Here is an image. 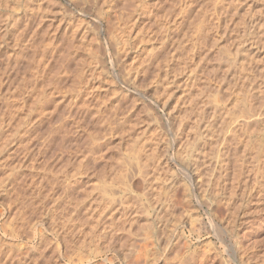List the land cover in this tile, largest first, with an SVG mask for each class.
I'll use <instances>...</instances> for the list:
<instances>
[{
	"label": "rangeland",
	"instance_id": "374dc122",
	"mask_svg": "<svg viewBox=\"0 0 264 264\" xmlns=\"http://www.w3.org/2000/svg\"><path fill=\"white\" fill-rule=\"evenodd\" d=\"M1 74L0 264H264V0H0ZM67 185L118 199L91 260Z\"/></svg>",
	"mask_w": 264,
	"mask_h": 264
},
{
	"label": "bare ground",
	"instance_id": "6f19581e",
	"mask_svg": "<svg viewBox=\"0 0 264 264\" xmlns=\"http://www.w3.org/2000/svg\"><path fill=\"white\" fill-rule=\"evenodd\" d=\"M187 6V5H186ZM38 9V8H37ZM25 15H27V14H25ZM31 16V15H30ZM23 16H19V17H17V19H21ZM27 17V16H26ZM24 19H26L25 17H23ZM29 18V16L27 17V19ZM16 19V18H15ZM16 19V20H17ZM14 20V19H13ZM30 20V19H29ZM25 24V23H24ZM37 24V23H36ZM60 24V23H59ZM27 25V24H26ZM51 25V24H50ZM248 30H244V34H243V36L244 35H247V32ZM63 33V32H62ZM68 34V33H67ZM38 35V34H37ZM118 37V36H117ZM116 37V38H117ZM242 37V36H241ZM119 38V37H118ZM122 39V38H121ZM118 40H120V38L118 39ZM248 40V39H247ZM238 41V40H237ZM247 42V41H246ZM61 43V42H60ZM67 44V43H66ZM33 45V44H32ZM52 45V44H51ZM60 45V44H59ZM56 46V45H55ZM69 46V45H68ZM24 47V46H23ZM34 47V46H33ZM70 47V46H69ZM49 48V47H48ZM47 48V49H48ZM53 48V47H52ZM58 48V47H57ZM65 48V47H64ZM45 49H46V47H45ZM51 49V48H50ZM238 49V48H237ZM236 49V50H237ZM49 50V49H48ZM50 51V50H49ZM78 51V50H77ZM45 52V51H44ZM230 52V51H229ZM237 53V52H236ZM48 55V54H47ZM71 55V54H70ZM32 56V55H31ZM34 56V55H33ZM25 57V56H24ZM43 57V56H42ZM50 57V56H49ZM149 57V56H148ZM9 58V57H8ZM12 59V58H11ZM28 60L27 61H29L30 59L29 58H27ZM36 59V58H35ZM52 59V58H51ZM9 60V59H8ZM10 63V62H9ZM37 63H40V65H43V63H44V60L42 61V64H41V62H39V60H38V62ZM102 63V62H101ZM28 64H29V62H28ZM32 64V60H30V65ZM29 65V66H30ZM45 65V64H44ZM47 65V64H46ZM66 65V64H65ZM29 66H27V68L29 67ZM30 67H32V66H30ZM37 67V66H36ZM41 67V66H40ZM43 68H45L44 66H42ZM230 67H232V66H229V68ZM16 68V67H15ZM33 68H34V66H33ZM39 68V67H38ZM28 69H30V68H28ZM10 70V69H9ZM43 70V69H42ZM42 70H40V69H38V70H35L36 71V73L33 75V76H38L39 74H40V71H42ZM22 71V70H21ZM43 72H44V70H43ZM43 72H41V73H43ZM66 72V71H65ZM82 72V71H81ZM81 72H79V73H81ZM32 73H33V71H32ZM3 74V73H2ZM0 75V81H3L2 80V76L3 75ZM26 74V73H25ZM53 74V73H52ZM57 74V73H56ZM9 75V74H8ZM41 75V74H40ZM43 75V74H42ZM41 75V76H42ZM45 75V74H44ZM51 75V74H50ZM81 76H83V75H81ZM44 77V76H43ZM47 77V76H46ZM23 78V77H22ZM21 78V79H22ZM33 78V77H32ZM48 78H50V76L48 77ZM60 78V77H59ZM7 79V78H6ZM26 79V78H25ZM34 79V78H33ZM9 80V79H8ZM24 79H22V81H23ZM39 80V79H38ZM5 81V80H4ZM30 81H31V79H30ZM40 81V80H39ZM17 82V81H16ZM32 82V81H31ZM38 82V81H37ZM54 82V81H53ZM2 83V82H1ZM24 83V82H23ZM28 83H30L29 81H28ZM4 84V83H3ZM10 84V83H9ZM33 84H35L36 85V83H33ZM45 84V83H44ZM54 84V83H53ZM7 85V84H6ZM26 85H27V83H26ZM35 85H33V86H35ZM46 85V84H45ZM2 86V85H1ZM18 86V85H17ZM16 86V87H17ZM32 86V85H31ZM50 86V85H49ZM77 86V85H76ZM14 87V86H13ZM79 87V86H78ZM18 88V87H17ZM21 88V87H20ZM28 88H30V87H28ZM34 88H36L37 89V87H34ZM43 88V87H42ZM60 88V87H59ZM76 89V88H75ZM14 90H16V89H14ZM43 90V89H42ZM74 90V89H73ZM72 90V91H73ZM8 91V90H7ZM32 91V90H31ZM41 91V90H40ZM6 92V91H5ZM10 94L9 95H11V93L13 94V90H11L10 89ZM18 92V91H17ZM30 92V91H29ZM48 92V91H47ZM52 92V91H51ZM77 92V91H76ZM1 93H3V92H1ZM25 93V92H24ZM31 93V92H30ZM54 93V92H53ZM53 93H52V95H53ZM91 93V92H90ZM25 94H27V93H25ZM51 94V93H50ZM18 95V94H17ZM22 95V94H21ZM127 95V94H126ZM12 96H14V95H12ZM47 93H45L44 91L42 92V94L37 98V101L36 100H34V101H36V106L38 105V106H41L42 107V104L44 103V101H43V99H45L46 100V98H47ZM50 96V95H49ZM3 97V96H2ZM1 98V97H0ZM11 97L10 96H8V94H7V96L5 97V99L7 100H5V102H7V106L8 105H10L7 109V113H8V115L10 114V118L9 119H7L8 121L6 122V121H3L5 118H1L2 119V121H1V127H0V129H1V133H3L4 131H3V126H10L11 125V127L10 128H12V130H10L9 128H8V130H10L11 131V133H9V135H10V138L11 137H13V136H15L16 134H18L20 131H21V129H22V127L26 124L27 125V120L24 118H20V120H18L17 121V123L16 124H14L13 123V125H12V121H14L15 119H14V117L15 116H17V117H19L18 116V114H19V112L21 111V109H22V107H23V104H20V105H22V106H20V105H16V104H14L13 105V103L15 102L14 100V102L12 103V102H10L9 101V99H10ZM15 97H13V99H14ZM34 98H35V96H34ZM17 99V98H16ZM20 99V98H19ZM26 99V98H25ZM28 99V98H27ZM48 99V98H47ZM53 99V98H52ZM74 99V98H73ZM121 99V98H120ZM22 100V99H21ZM55 100V99H54ZM91 100V99H90ZM18 101V100H17ZM65 101V100H64ZM23 102V101H22ZM52 102V101H51ZM264 102V101H263ZM2 103V102H1ZM16 103V102H15ZM33 104V103H32ZM32 104H31V106H32ZM35 104V103H34ZM57 104V103H56ZM82 104V103H81ZM86 104V103H85ZM114 104V103H113ZM28 105V104H27ZM84 105V104H83ZM34 106V105H33ZM81 106V105H80ZM85 106V105H84ZM86 106H88V105H86ZM95 107V106H94ZM98 107V106H97ZM96 107V109H98ZM100 107V106H99ZM103 107V106H102ZM3 108V107H2ZM30 108H32V107H29V109ZM34 108V107H33ZM32 108V109H33ZM40 108V107H39ZM46 108V107H45ZM47 108H48V106H47ZM79 108H81V107H79ZM118 108V107H117ZM251 108V107H250ZM249 108V110H247V108H246V110L242 113V114H244V115H246V111H247V115L249 114V115H251L252 116V114L254 113V112H256V109H255V111H253L252 109H254V108H251L250 109ZM263 108H264V105H263ZM28 109V108H27ZM27 109H26V111H27ZM36 109V108H35ZM37 109H38V107H37ZM36 109V110H37ZM41 109V108H40ZM62 109V108H61ZM82 109V108H81ZM88 110L86 111V112H88V111H90L89 109V107L87 108ZM96 109L94 108L93 110L97 113L96 115H99L100 114V112H99V110H97L96 111ZM99 109H101V107L99 108ZM104 109V108H103ZM116 109V108H115ZM34 110V109H33ZM35 110V111H36ZM83 110V109H82ZM243 110V109H242ZM241 110V111H242ZM5 111V110H4ZM44 111V110H43ZM92 112V113H95V112ZM126 111V110H125ZM253 111V112H252ZM23 112V111H22ZM38 112H39V109H38ZM47 112H48V110H47ZM46 112V113H47ZM84 113H85V110L83 111ZM219 112V111H218ZM44 112H42V114H43ZM91 113V112H90ZM90 113L88 112V116H90ZM112 113H113V111H112ZM123 113V112H122ZM86 114V113H85ZM84 114V115H85ZM7 115V114H6ZM39 115H41V113L39 114ZM51 115V114H50ZM92 115V114H91ZM95 115V114H94ZM93 115V116H94ZM101 115V114H100ZM100 115L98 116V118L100 117ZM120 115V114H119ZM246 115V117L244 118V119H246L248 116ZM2 116V115H1ZM35 116V115H34ZM64 116V115H63ZM73 116V115H72ZM93 116H92V118H93ZM126 116V115H125ZM124 116V117H125ZM128 116V115H127ZM243 116V115H242ZM3 117V116H2ZM16 117V118H17ZM106 117V116H105ZM112 117V116H111ZM111 117H110V115H109V117L108 118H106V121L104 122L105 123V125H109V123L110 122H108L109 121V119H110V121H111ZM250 117V116H249ZM84 118V117H83ZM95 118V117H94ZM93 118V119H94ZM97 118V117H96ZM14 119V120H13ZM32 119V118H31ZM38 119V118H37ZM37 119H36V121H37ZM40 119V118H39ZM51 119V118H50ZM103 119H105L104 117H101V118H99V119H97L96 121H97V123H98V120L100 121L99 123H102V121L101 120H103ZM107 119H108V121H107ZM113 119V118H112ZM115 119V118H114ZM123 119H125V118H123ZM248 119V118H247ZM251 119V118H250ZM59 120V119H58ZM115 120H117V119H115ZM119 120V119H118ZM126 120H127V118H126ZM214 120V119H213ZM31 121V120H30ZM35 121V122H36ZM45 121V120H44ZM80 121V120H79ZM86 121V120H85ZM95 121V122H96ZM104 121V120H103ZM125 121V120H124ZM128 121V120H127ZM243 121H245V120H243ZM247 121V120H246ZM15 122V121H14ZM43 122V121H42ZM81 122V121H80ZM94 122V123H95ZM106 122L108 123V124H106ZM112 122V121H111ZM230 122V121H229ZM60 123V122H59ZM82 123H84V122H82ZM96 123V124H97ZM114 123H115V121H114ZM117 123V122H116ZM123 123V122H122ZM223 123H224V121H223ZM247 123H249V122H247ZM35 124V123H34ZM58 124V123H57ZM229 124V123H228ZM243 124V123H242ZM245 124V123H244ZM36 125V124H35ZM56 125V124H55ZM79 125V124H78ZM83 125V124H82ZM98 125V124H97ZM105 125H103V126H105ZM111 125H112V123H111ZM110 125V126H111ZM200 125V124H199ZM198 125V126H199ZM247 125V124H246ZM13 126V127H12ZM28 126V125H27ZM33 126V125H32ZM113 126V125H112ZM197 125L195 126L196 127V129H195V132H196V134H197V139H198V137H205L206 136V134H204L203 132V130H201L200 129V126L198 127ZM205 126V125H204ZM244 126V125H243ZM100 127H102V124H101V126ZM106 127V126H105ZM226 127V126H225ZM241 127V126H240ZM61 128V127H60ZM111 128V127H110ZM242 128V127H241ZM241 128H240V130H241ZM246 128V127H245ZM55 129V128H54ZM99 129V128H98ZM36 130V129H35ZM56 130V129H55ZM69 130V129H68ZM101 129H99V131H100ZM102 130H103V127H102ZM244 130V129H243ZM31 131H32V127L30 128H27V129H24V133H26L27 134V137H30V133H31ZM36 131H38V130H36ZM73 131V130H72ZM105 131V130H104ZM209 131V130H208ZM226 131V130H225ZM41 132V131H40ZM51 132V131H50ZM98 132V131H97ZM102 132V131H101ZM100 132V133H101ZM230 132V131H229ZM7 133V132H6ZM23 133V132H22ZM43 133V132H42ZM65 133V132H64ZM67 133V132H66ZM85 133V132H84ZM20 134V133H19ZM25 134V135H26ZM39 134V133H38ZM69 134V133H68ZM96 134V133H95ZM21 135V134H20ZM24 135V136H25ZM43 135V134H42ZM46 135V134H45ZM97 135V134H96ZM95 135V136H96ZM99 135V134H98ZM103 135V134H102ZM5 136V135H4ZM23 136V135H22ZM226 136V135H225ZM21 137V136H20ZM232 137V136H231ZM8 138V139H7ZM7 135H6V137H5V139L2 137V139H4V140H2L3 142H1L0 144H1V149L0 150H2L3 149V151L5 150L4 148H8L7 146L8 145H10V143H9V141H11V139H10ZM32 139H33V137H31ZM225 138V137H224ZM7 139V140H6ZM95 139V138H94ZM231 139V138H230ZM233 139V138H232ZM1 140V139H0ZM41 140V139H40ZM46 140V139H45ZM43 141V140H42ZM47 141V140H46ZM12 142V141H11ZM64 142V141H63ZM44 143H45V141H44ZM96 143V142H95ZM8 144V145H7ZM22 144V143H21ZM28 144V143H27ZM26 144V145H27ZM49 144V143H48ZM15 145V144H14ZM92 145V144H91ZM85 146V145H84ZM22 148V147H21ZM28 147H26V149H27ZM30 148V147H29ZM34 148V147H33ZM64 148V147H63ZM90 148V147H89ZM94 148V147H93ZM93 148H91V149H93ZM155 148V147H154ZM95 149V148H94ZM93 149V150H94ZM145 149V148H144ZM14 150V149H13ZM30 150V149H29ZM34 150V149H33ZM12 151V150H11ZM22 151V150H21ZM217 151V150H216ZM43 152V151H42ZM60 153V152H59ZM91 153V152H90ZM100 153V152H99ZM29 154V153H28ZM70 154V153H69ZM87 154V153H86ZM148 154V153H147ZM219 154V153H218ZM25 156V155H24ZM30 157V156H29ZM84 157H85V155H84ZM154 158V157H153ZM140 160V159H139ZM49 161V160H48ZM93 162V161H92ZM89 163V162H88ZM141 164V163H140ZM142 165V164H141ZM3 168V167H2ZM32 168V167H31ZM50 168V167H49ZM158 168V167H157ZM16 169V168H15ZM18 169V168H17ZM154 170V169H153ZM63 171V170H62ZM125 172V171H124ZM128 173V172H127ZM126 173V174H127ZM133 173V172H132ZM143 174V173H142ZM130 175V174H129ZM16 176V175H15ZM44 176V175H43ZM123 176V175H122ZM134 176V175H133ZM35 177V176H34ZM124 177V176H123ZM122 177V179H124ZM127 177V176H126ZM125 177V178H126ZM65 178V177H64ZM54 179V178H53ZM139 179V178H138ZM148 179V178H147ZM50 180V179H49ZM126 180V179H125ZM137 180V179H136ZM156 180V179H155ZM123 181L124 180H122L121 182L123 183ZM69 184V183H68ZM137 184V183H136ZM73 185V184H72ZM123 185H124V183H123ZM125 185H127V184H125ZM141 185V184H140ZM74 186V185H73ZM119 186H121V185H119ZM42 187V186H41ZM44 187V186H43ZM64 187V186H63ZM17 188H19V187H17ZM123 188H124V186H123ZM80 189V188H79ZM61 190H63V189H61ZM120 190V189H119ZM127 190V189H126ZM126 190H125V192H126ZM42 191V190H41ZM64 191H65V197L67 198V202H66V206L64 207V209H65V213L68 215H66V217H67V219L68 218H70V216H71V219H78L77 217H80L81 215H79L81 212H86L87 213V217L85 218V217H80L81 218V221H80V223L82 222V220H83V218H85V220H83V221H86V220H88V222H87V224H89V219H91L90 221L91 222H93L94 220V222L93 223H91V224H89V231H87V233L85 232V231H83L82 229H83V227H82V229L80 230V231H83V236H82V238H81V240L79 241L80 242V244H79V246H78V248H76V249H79V253H80V257H79V259L81 260V253H82V250H85L84 248H86L87 247V250H85V251H88V254L87 255H85L84 253V255L87 257V259L88 260H91L92 259V257H94V256H96V254L98 253H96V251L98 250V249H96V248H92L91 247V245L93 244V243H96L95 241L96 240H101V239H106V236L108 235L107 233H109L110 232V230H111V227H112V225H109V227L110 228H108V230H106V225H104L103 224V227H99V225H101V222L102 223H104L103 222V218H104V215H106L107 213H105L106 212V210L110 207H112L115 203H117L118 202V199H117V201H116V198L115 197H112V196H115V194L114 193H111V194H113L112 196H111V198H102V199H105V201L104 200H102L101 202H100V204L99 205H93V203H90V204H88V205H86V204H84L82 201H79V198L77 199V197H76V199L77 200H75V201H73L74 199H73V192L75 191V188L74 187H72V186H66L65 187V189H64ZM109 191H110V188H109ZM115 191V193H116V190H114ZM80 192V191H79ZM111 192V191H110ZM64 193V192H63ZM127 194V193H126ZM45 196V195H44ZM32 198V197H31ZM34 198V197H33ZM81 198H83V197H81ZM80 198V199H81ZM85 198V197H84ZM58 199V198H57ZM88 199V198H87ZM82 200V199H81ZM95 200V199H94ZM85 201V200H84ZM87 202H88V200H86ZM90 201V200H89ZM91 202V201H90ZM123 202V201H122ZM62 203H64V202H62ZM103 203V204H102ZM29 205V204H28ZM116 205V204H115ZM117 205H119V204H117ZM120 205H121V203H120ZM69 207H71V208H69ZM134 207V206H133ZM62 208V207H61ZM52 209V208H51ZM113 209V211H114V208H112ZM118 211H119V208L117 207L116 208ZM115 209V210H116ZM130 209V208H129ZM49 210V209H48ZM116 210V211H117ZM143 210V209H142ZM109 211V210H108ZM117 211V212H118ZM130 211V210H129ZM145 211V210H144ZM50 212H51V210H50ZM116 213V212H115ZM143 213V212H142ZM108 214H110V212L108 213ZM113 214V213H112ZM111 215V214H110ZM62 216V215H61ZM73 216H75V217H73ZM83 216H84V213H83ZM86 216V215H85ZM109 216V215H108ZM73 217V218H72ZM140 217V216H139ZM22 218H24V217H22ZM88 218V219H87ZM107 218V217H106ZM62 219V218H61ZM66 219V220H67ZM70 219V220H71ZM74 219V220H75ZM119 219V218H118ZM122 219V218H121ZM22 220V219H21ZM28 220H30V219H28ZM69 219L67 220V221H65V222H69L70 221ZM73 220V222H75ZM106 220V219H105ZM110 220V219H109ZM125 220V219H124ZM77 221V220H76ZM107 221V220H106ZM152 221V220H151ZM24 222V221H23ZM28 223L30 222V221H27ZM71 222V221H70ZM31 223V222H30ZM72 223V222H71ZM77 223V222H76ZM79 223V224H80ZM84 223H86V222H84ZM151 223V222H150ZM61 224V223H60ZM64 224H66V223H64ZM69 224V223H68ZM82 224V223H81ZM80 224V225H81ZM105 224H106V222H105ZM108 224V223H107ZM118 224V223H117ZM17 225V224H16ZM72 225V224H71ZM73 225H74V223H73ZM75 225H78V224H75ZM22 226V225H21ZM60 226V225H59ZM62 226V225H61ZM60 226V227H61ZM64 227L66 226V225H63ZM62 226V228H64ZM151 226V225H150ZM149 226V227H150ZM17 227V226H16ZM69 227H71V226H69ZM75 227H80V226H75ZM18 228V227H17ZM61 228V231H64V229H62ZM88 228V227H87ZM16 229V228H15ZM21 229V228H20ZM74 229V228H73ZM73 229H71V230H73ZM78 229V228H77ZM84 229H85V227H84ZM113 229V228H112ZM117 229V228H116ZM53 230V229H52ZM71 230H68L67 229V231H71ZM75 230H76V228H75ZM74 230V231H75ZM79 230V229H78ZM77 230V231H78ZM18 231V230H17ZM67 231H65V233L64 234H66L67 233ZM73 231V232H74ZM76 231V232H77ZM80 231L79 232H77V233H80ZM111 231H113V230H111ZM14 232H15V230H14ZM75 232V233H76ZM116 232V231H115ZM120 232V231H119ZM60 233V232H59ZM71 233V232H70ZM118 233V232H117ZM17 234V233H16ZM57 234V233H56ZM63 234V235H64ZM69 234V233H68ZM72 234V233H71ZM111 234V233H110ZM116 234V233H115ZM122 234V233H121ZM153 234V233H152ZM70 235V234H69ZM73 235V234H72ZM78 235V234H77ZM80 235H81V233H80ZM28 236V235H27ZM59 236H60V234H59ZM64 236H67V234L66 235H64ZM64 236H61L62 238H64ZM109 236H111V235H109ZM113 236V235H112ZM111 236V237H112ZM117 236V235H116ZM61 238V239H62ZM77 238H78V236H77ZM80 238V237H79ZM78 238V239H79ZM77 239V240H78ZM129 239V238H128ZM65 240V239H64ZM68 240V239H67ZM70 240V239H69ZM141 240V239H140ZM72 242V241H71ZM74 242V241H73ZM78 241H77V243H79ZM15 244V243H14ZM56 244V243H55ZM147 244V243H146ZM39 245V244H38ZM62 245V244H61ZM75 245H76V243H75ZM74 245V246H75ZM65 246V245H64ZM67 247L69 246V245H66ZM65 246V247H66ZM120 246V245H119ZM71 247H73V244H72V246ZM136 247V246H135ZM142 247H144V246H142ZM141 247V248H142ZM148 247V246H147ZM15 248V247H14ZM101 248V247H100ZM9 249V248H8ZM11 249V248H10ZM88 249H90V250H88ZM141 250V249H140ZM74 251H75V249H74ZM81 251V252H80ZM16 252V251H15ZM58 252V251H57ZM71 252H73V251H71ZM99 252H102V251H99ZM104 252V251H103ZM125 252V251H124ZM131 252V251H130ZM73 253H75V252H73ZM78 253V254H79ZM133 253V252H132ZM131 253V254H132ZM49 254V253H48ZM137 255L135 256V259L132 261V263H130V264H139V262H140V258H141V254H140V252H137L136 253ZM14 255V254H13ZM73 255V254H72ZM83 255V256H84ZM100 255V254H99ZM62 256V255H61ZM71 256V255H70ZM74 256V255H73ZM127 256V255H126ZM132 256V255H131ZM65 257H66V255H65ZM67 257H68V255H67ZM72 257V256H71ZM75 257V256H74ZM69 258V257H68ZM43 259V258H42ZM70 259V258H69ZM75 259V258H74ZM77 259V258H76ZM82 259H84V257L82 258ZM132 260V259H131ZM75 262H76V260H75ZM131 262V261H130ZM19 263V262H18ZM27 263V262H26ZM77 263V262H76ZM35 264V263H34ZM90 264V263H89Z\"/></svg>",
	"mask_w": 264,
	"mask_h": 264
}]
</instances>
